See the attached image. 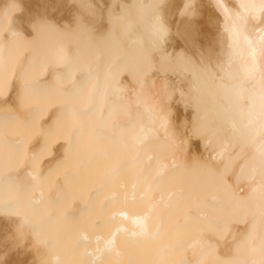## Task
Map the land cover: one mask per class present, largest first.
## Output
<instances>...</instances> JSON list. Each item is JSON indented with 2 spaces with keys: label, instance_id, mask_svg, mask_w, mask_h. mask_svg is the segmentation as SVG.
<instances>
[{
  "label": "bare ground",
  "instance_id": "bare-ground-1",
  "mask_svg": "<svg viewBox=\"0 0 264 264\" xmlns=\"http://www.w3.org/2000/svg\"><path fill=\"white\" fill-rule=\"evenodd\" d=\"M0 264H264V0H0Z\"/></svg>",
  "mask_w": 264,
  "mask_h": 264
},
{
  "label": "clouds",
  "instance_id": "clouds-1",
  "mask_svg": "<svg viewBox=\"0 0 264 264\" xmlns=\"http://www.w3.org/2000/svg\"><path fill=\"white\" fill-rule=\"evenodd\" d=\"M151 35L154 41L158 42L159 44H163V42L165 41L168 35V32L164 27L160 26L157 27L156 30L151 33ZM121 215L123 216L126 214H121ZM133 223L140 229L141 234L145 233L147 230V215H145L144 217L135 218ZM121 230L124 229L123 228L118 229V231ZM132 234L136 235L137 233L134 232Z\"/></svg>",
  "mask_w": 264,
  "mask_h": 264
}]
</instances>
